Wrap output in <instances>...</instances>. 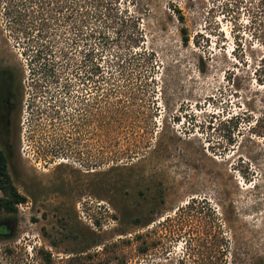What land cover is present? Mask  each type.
I'll return each instance as SVG.
<instances>
[{"label": "rangeland", "instance_id": "1", "mask_svg": "<svg viewBox=\"0 0 264 264\" xmlns=\"http://www.w3.org/2000/svg\"><path fill=\"white\" fill-rule=\"evenodd\" d=\"M101 2L0 0V264H264V0Z\"/></svg>", "mask_w": 264, "mask_h": 264}, {"label": "flooded vegetation", "instance_id": "2", "mask_svg": "<svg viewBox=\"0 0 264 264\" xmlns=\"http://www.w3.org/2000/svg\"><path fill=\"white\" fill-rule=\"evenodd\" d=\"M19 94L17 71L6 58L0 56V170L4 168L7 174L12 157V116L19 112ZM1 178L0 176V180ZM2 190H6V187L0 186V198L4 197ZM21 203L15 204L14 207L16 208ZM14 229L15 222L0 219V238L10 237Z\"/></svg>", "mask_w": 264, "mask_h": 264}, {"label": "trees", "instance_id": "3", "mask_svg": "<svg viewBox=\"0 0 264 264\" xmlns=\"http://www.w3.org/2000/svg\"><path fill=\"white\" fill-rule=\"evenodd\" d=\"M40 1V0H38ZM43 1V0H41ZM101 0H91V4H92V18H97V14L100 11V7H101ZM107 5V4H106ZM45 10V9H44ZM177 14H178V20L179 21H183V18L180 14L179 10H176ZM180 34H181V42L183 45H187L188 44V35H187V31L184 27L180 28ZM92 36H94V33L92 34ZM93 51V50H92ZM92 53V52H91ZM121 57V56H120ZM115 69H117V73H119V54H115V56L113 57V65H112ZM97 70L99 71L97 66L93 67V72H97ZM201 70L199 69V72ZM119 75V74H118ZM113 79V74L109 73V76L107 78V81H109V83L112 81ZM111 92V90H109ZM234 120H237L236 118L233 119L231 118L229 121V124L235 123V125L237 124V121L234 122ZM0 176L2 177L0 180V186L1 187H6V190H2L4 197L0 198V213H7V214H13L16 212V209L14 207L15 204H18L20 202L24 201V198L22 196H20L15 187L13 186L9 175L6 173L5 169H1L0 170ZM194 199H191L187 205L190 204H194Z\"/></svg>", "mask_w": 264, "mask_h": 264}]
</instances>
